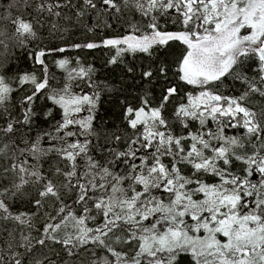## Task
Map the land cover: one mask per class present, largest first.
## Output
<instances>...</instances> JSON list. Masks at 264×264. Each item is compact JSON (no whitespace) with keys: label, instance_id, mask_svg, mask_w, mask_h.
<instances>
[{"label":"snow or ice","instance_id":"snow-or-ice-1","mask_svg":"<svg viewBox=\"0 0 264 264\" xmlns=\"http://www.w3.org/2000/svg\"><path fill=\"white\" fill-rule=\"evenodd\" d=\"M0 264H264V0L0 2Z\"/></svg>","mask_w":264,"mask_h":264},{"label":"trees","instance_id":"trees-1","mask_svg":"<svg viewBox=\"0 0 264 264\" xmlns=\"http://www.w3.org/2000/svg\"><path fill=\"white\" fill-rule=\"evenodd\" d=\"M0 2H4V0H0ZM92 21L91 20H89V23H91ZM110 23H113V21H109ZM114 26H115V24H114ZM53 71L54 72H56L57 73V75H59V70H57V69H53Z\"/></svg>","mask_w":264,"mask_h":264}]
</instances>
